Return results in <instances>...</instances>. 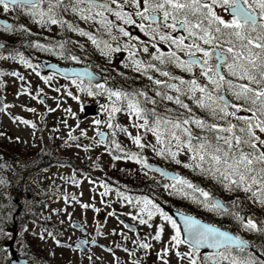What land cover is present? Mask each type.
Returning <instances> with one entry per match:
<instances>
[{"label": "snow or ice", "instance_id": "6c2138e0", "mask_svg": "<svg viewBox=\"0 0 264 264\" xmlns=\"http://www.w3.org/2000/svg\"><path fill=\"white\" fill-rule=\"evenodd\" d=\"M126 6H134L136 11H127ZM0 8L5 13L15 8L27 9L26 14L30 15L35 23L59 24L78 32L96 45L102 55L128 51L130 65L124 66H131L136 72H142L154 86H163L154 89V96L145 90L129 92L107 88L101 84L95 85L100 91H94L92 81L95 77L92 73L85 70L75 74L81 83L84 77L88 78L86 87L76 85L81 92H86L88 96H107V127L114 130L113 135L115 129H119L131 137V133L125 128L112 123L116 113L126 111L130 117L135 118L133 127L151 133L156 143L161 145L157 151L155 145L142 143V136L137 134L131 138L139 148L150 146L157 155H167L177 164H183L185 168L199 170L202 175L216 180L227 191H242L248 194L250 200L264 207V0H0ZM69 11L80 20L92 21L102 26L103 32L113 41L117 39L113 35V29L131 40L138 41L139 37L132 36L121 24L109 19L106 13L123 25L135 26L153 41L150 45L154 49L153 52H149L147 41L141 42L144 45L142 51L149 54L150 61H157L158 64L146 63L137 58V52L134 51L137 45L134 43L126 42L123 49L119 45L114 47L102 36L98 38L97 35L62 19V14ZM221 11H229L231 19L226 20L221 16ZM20 28L27 31L23 25ZM0 29L12 31L14 26L10 23L0 24ZM161 43H166L174 50L163 51L159 47ZM35 47L52 50L41 44H36ZM59 47L64 49L63 44ZM181 53L186 58H183ZM69 59L79 62V57L75 55H69ZM21 62L27 67H32L22 56ZM168 65H175L188 73H193V69L198 67L199 75L206 82L201 83L196 78L184 80L160 67ZM150 70L169 80H178L179 83L155 78L148 74ZM11 75L24 79L18 72ZM193 75L195 76L194 73ZM42 79L48 83L51 77L45 76ZM72 83L76 84V80ZM165 90H170L176 95L168 94ZM68 95L79 100L72 92H68ZM186 100L191 101V104L185 102ZM161 101L172 102L183 111L165 108V113L162 114L158 111ZM192 105L211 119L198 116ZM22 122L31 123L26 120ZM101 122L94 121L96 125ZM81 135L86 133L81 130ZM97 135L101 137L98 143H103L104 134ZM69 138L77 139L72 136L71 131ZM115 147L122 151L119 143H115ZM181 153L187 155L190 162L185 163L178 159ZM145 167L150 166L145 164ZM70 179L72 183H78L74 177ZM170 179L174 182L171 187L177 193L186 197L189 194L187 190L198 193L194 201L208 211L232 216L245 231L264 234V222L240 214L239 198L229 207L209 191L185 178L173 175ZM0 183L4 181L0 180ZM102 195H107V189ZM126 199L129 203L133 202L131 198ZM135 203L139 212L132 218L138 219L139 224L153 227L150 221L158 214L174 230L170 238L171 243L157 253L161 264H169L165 257L181 245H187L190 250L183 253L176 250L175 255L187 264H264V260L251 253L244 256L233 254L234 251L245 253L250 244L239 235H233L183 214L182 229L172 215L166 213L149 197L137 199ZM83 207L87 208L89 205ZM163 232V225H159L152 239L160 241ZM0 234L12 238L11 233H5L2 228ZM43 238L42 236L41 239ZM138 247L150 249L152 245L141 242ZM201 249L218 251L206 255L201 253ZM124 251L129 252V255L134 254L127 248Z\"/></svg>", "mask_w": 264, "mask_h": 264}, {"label": "rangeland", "instance_id": "374dc122", "mask_svg": "<svg viewBox=\"0 0 264 264\" xmlns=\"http://www.w3.org/2000/svg\"><path fill=\"white\" fill-rule=\"evenodd\" d=\"M18 9L21 12L25 10ZM129 11L135 12L136 9L134 6H131ZM14 14L13 9L5 13L0 8V17L9 18L13 21ZM220 15L226 20L231 19L228 11H221ZM112 18L115 20V17L112 16ZM135 19L140 22L138 17ZM117 24H121L128 31L133 26L123 25L120 21H117ZM96 25L97 23L92 21L80 20L77 16L78 28L94 34L93 27L96 28ZM41 29L57 33L59 26L35 23L31 31L35 34ZM72 32L75 38L73 45L77 52L81 51L83 47H88L98 52L102 58L111 61L116 67L135 71L131 66H124L125 64L130 65L128 51L123 53L121 58H117V53H110L107 56L102 55L101 50L92 44L87 37L81 36L78 32ZM131 34L134 37H139V40H131L128 37H123L118 30L113 29V35L117 39L115 41L111 40L110 44L114 46L116 42H121L122 40L128 43H134L137 45L136 49H134L137 55L141 56L146 63L151 62L149 54L142 51L144 45L141 42H148V39L140 34L133 32ZM13 35V30L3 31L0 29L1 38H12ZM148 43L149 52H153L154 49L151 48V43ZM69 55L51 57V60L67 65H70V62L77 63L69 59ZM74 55L79 57L76 54ZM21 56H0L3 57L0 58V126L2 127L0 132V153H4L3 149H7L12 152H20L22 156H27L43 147L51 148L63 159H71L79 166L88 169V171H93V173L90 174V172H87L81 174L79 171L78 175L71 168L63 169L59 166L48 168L45 172L29 177L26 190L29 191L30 195H33V198L32 201L27 202L23 196L20 199L15 188H11L10 186V184L12 187L20 184L22 177L19 171L0 163V180L4 181V183H0V228L5 233H11V237H13L14 222H11L6 215L9 218L12 217L16 206H12V212L9 210L6 212V215L3 211L16 199V201L18 200L17 203L23 202V208L35 204L34 209L37 213L36 223H30L28 221L25 223V226H23V223L21 225L17 223L18 238L21 239L20 243H24L25 247L30 249L28 253L30 255L32 254L31 258L34 261L36 260V256H39L43 260H46L45 257L54 259L57 256H62L64 259L70 258L71 262L75 264H91L92 262L96 264H136V262L138 264H161L157 253L161 252L162 249L171 243L170 238L174 234V230L158 214L150 221L153 225L151 228L147 225L139 224L138 219L134 220L132 216L139 212V207L135 201L145 196L134 195L133 198L129 193L133 194L135 192H133V189H128V193L125 190L127 187H121L123 190L120 192L112 184L113 182L108 180L110 174H107L106 170L110 169L115 175L116 173H120L119 176L124 173L122 176L126 178H129L128 176L131 173H138V179L148 178L151 180L150 182L158 181L160 183L159 189L152 196L147 197L160 205V202L166 203V201H169L177 195H181V193H177L171 187L174 183L172 180H166L158 172L149 167H145L144 165L148 160L145 156H141L140 152H149L150 155L157 156L153 157L157 160L166 157L170 162L182 167L183 164H177L167 155H157L156 151H153L150 146L141 149L134 144L131 137L140 134L142 136V143L155 145L157 151L161 147V145L156 143L151 133H145L143 130L132 126L136 122L135 118L130 117L126 111L116 113L112 123L119 124L128 133H131L130 137L125 132L115 129V136L118 138V141L123 144L130 143L134 150L133 153L127 154L126 159H114L109 153V147L104 142L98 143L99 140L96 137L97 133L101 130L108 132L114 131L107 127L109 120L108 114L105 111L107 105H100L99 107V112L105 114L103 120H100L98 116H84L82 106L86 103L94 102V100H91L94 96H88L86 92H81L76 86L80 84L81 87H86L87 85L85 83L76 81V84H73V80L62 78L57 74L48 72L42 68L40 63L33 60L30 62L32 67H28L25 71L24 63L21 62ZM114 59L120 61L115 62ZM164 70H167V68ZM199 71V68L193 69V73L195 74L194 78L198 79L201 83L206 82L199 75ZM13 72H18L24 79L21 80L19 76L11 75ZM151 73L153 74L154 72ZM45 76L51 77L48 83H45L44 79H42ZM172 83L177 82L173 81ZM68 92H72L78 96L79 100L73 99L68 95ZM171 95H176V93L171 91ZM42 97H44V100H42ZM28 109H35V111H29ZM68 109H71V111H67ZM81 114L82 116H80ZM24 120L30 121L31 123L25 124L22 122ZM95 120L102 122L96 125L94 123ZM32 125H35V127H32ZM81 130L86 135H81ZM70 131L72 136L77 137V139L72 140L69 138ZM8 133L19 142L18 150L5 144L7 142L6 138L9 137L7 135ZM5 134L6 138L5 136H1ZM80 137L84 138L81 139ZM68 141L70 142L69 144ZM27 149H29L28 153L25 152ZM131 156L137 158H130ZM177 158L185 163L190 162L188 156L183 153ZM151 162L157 163L153 159H151ZM124 166H127V168H124ZM72 177L78 183H72L70 179ZM104 177H108V179L106 178L108 181H105ZM181 177L187 179L184 174ZM162 179L165 181L162 182ZM165 185L169 187L166 188ZM106 189L107 195H102ZM187 191L189 193L190 190ZM126 198H131L133 202L129 203ZM83 205H89V207L85 208ZM165 212L168 213L167 211ZM119 214L136 224L140 232V237L136 236L133 231H130L120 222L117 217ZM74 221L80 222L88 231L87 234H84L81 229L77 228L74 225ZM159 225H163L164 232L162 233L161 240L156 241L152 237L158 230ZM8 227L10 228L9 231ZM48 233L52 235L50 236ZM85 235L86 237H90L91 240L97 239L105 245H97L91 251L83 252L78 248L68 247L62 242L63 238L75 241L80 237L85 238ZM243 235L246 237L249 236L244 230ZM42 236L44 237L43 239H41ZM6 240L10 239L6 235L0 234V264H7L9 261V253L4 245ZM141 242L150 243L152 247L150 249H141L138 247ZM125 248L134 252V254L129 255V252L124 251ZM176 250L183 253L188 252L190 249L187 245H181L178 249L170 252L165 259L168 260L169 264H187L186 261L182 262L175 255ZM201 253L206 255L211 254L202 251Z\"/></svg>", "mask_w": 264, "mask_h": 264}, {"label": "trees", "instance_id": "16d2710c", "mask_svg": "<svg viewBox=\"0 0 264 264\" xmlns=\"http://www.w3.org/2000/svg\"><path fill=\"white\" fill-rule=\"evenodd\" d=\"M42 7H46V5H42ZM15 14L13 15V26H14V35L12 38H1L0 40H3L6 43V46L0 50V56H16V55H22L29 63L33 61H38V58H44V59H52L51 57H57L59 55H78L80 57V60L86 64L94 68L96 71L102 69L105 67V72L107 69L111 74L109 76L111 77L114 82H117L120 84V88L124 89L126 86V89H129V92L134 90H145L148 92L149 95H155L154 89H160L163 86H154L148 79H146L143 76L133 74L131 76H123L118 74V69L108 64V61L103 60L99 53L92 49H82L81 51L77 52L74 48V35L73 32L66 27H62L61 25L57 24L59 26V30L57 33H52V31H46V30H39L37 33L33 34L31 29H33L35 22L33 18L26 14L27 9L23 10L22 12L20 9L15 8L13 9ZM66 17V19H64ZM62 19L71 22L76 27L77 24L75 23L77 19V15L71 13L70 11L67 13L62 14ZM23 25L27 31H24L20 28V26ZM94 28L95 35H97L98 38L102 36V38H108L110 37L103 32L102 26L99 24L96 25V28ZM69 35V36H68ZM36 44H41L45 48H51V51H46L41 48L35 47ZM63 44L64 49H61L59 46ZM84 48V47H83ZM33 54V56H32ZM158 64V63H157ZM25 66V71L27 70V66ZM163 69L164 67L161 66ZM176 71L174 68H170ZM106 75V74H105ZM181 78L184 80H190L193 78L192 73H188L183 71L181 73ZM1 80V79H0ZM123 80V81H122ZM161 80H168L163 79L161 76ZM179 83V81H178ZM168 91V94L171 93L170 90ZM157 100H159V97H157ZM185 102H188L191 104V101L186 100ZM151 107V105H149ZM195 113L198 116H202L205 119H211L208 117L203 111L195 108L194 105H192ZM165 108L175 109L177 111H183L182 109H179L177 105H175L172 102L168 101H161L158 105V111L162 114L165 113ZM169 115H172V113H169ZM2 127L0 126V132ZM199 131V130H196ZM3 133V132H2ZM9 137L6 138L5 135H1L2 137L5 136L6 138V145L17 149L20 145L17 139L12 138L10 136V133L7 134ZM83 139L84 137H80ZM119 143L121 145V150L116 149L115 143ZM19 144V145H18ZM38 144V143H37ZM109 145V153L110 155L114 157H120L123 159L127 158L128 153H133V148L130 145L123 144L120 141H118V138L115 137L112 133L110 134V139L107 142ZM5 145V146H6ZM5 159L1 164H6L7 167H10L13 170H17L20 173V176L22 177L20 184H16L15 188L18 195L23 196L27 202L32 201L33 195H30L29 197V191L26 190L27 188V182L30 176V173L35 170H43V168H47V166H51L52 163H59L60 162V156L55 153L51 148L43 147L42 150L36 151L32 153L31 155L22 156L20 152H12L7 149H3ZM32 152V151H31ZM30 152V153H31ZM141 156H145L148 161H151L153 159L159 164H162L166 168L173 169L175 171L180 172L181 174H184L185 177L192 182V184L204 188L205 190L212 193L214 197H221L227 206H231L232 202L237 200L239 198L240 201V207H241V215L247 216V217H254L259 222H264V207H261L258 203L253 202L248 198V194L238 191V192H229L226 189H224L219 183H217L216 180L207 177L205 175H202L199 170H194L193 168H185L179 165H176L169 161L166 157H164L161 160H157L153 157H157L154 155H150V153H143V151L140 152ZM116 159V158H114ZM121 162V161H120ZM144 165V164H143ZM70 166L75 168L76 174H78L79 168H83V166L77 165L73 160L70 159ZM145 166V165H144ZM124 168H127V166H124ZM87 170V169H86ZM125 171V170H123ZM107 174L109 173V179L111 180L113 185L117 187L120 192L123 190L121 187H127L125 189L126 191L128 189H133V192L135 193H129L131 197L134 198V195H141V196H152L156 190L159 189L160 183L158 181L150 182L151 180L146 179H138L137 174L138 173H131L129 178L123 177L122 173L120 176V173H116V175L110 170H106ZM127 172V171H126ZM132 176V177H131ZM114 177V178H112ZM36 178V177H35ZM106 179V181H108ZM165 180L162 179V182ZM10 182V181H9ZM30 182V181H29ZM12 183V182H11ZM14 183V182H13ZM12 183V184H13ZM15 184V183H14ZM125 185V186H124ZM198 193H192L191 190L189 191L188 196H184L183 194L177 195L170 199L169 201H166V204L186 211L190 212L196 216L201 217L204 220L219 224L231 231H234L238 234L243 235V228L239 225V223L229 215H221L216 212H210L206 208H204L202 205L196 203L194 201V197H198ZM13 201V200H12ZM12 206H16V210L21 207V212L18 214H15V211L13 215H15V219L12 217H8L6 215V212L11 210L12 212ZM35 204H32L30 207H24L23 208V202H20L19 205L15 204L14 202L9 204L8 207L3 211V213L6 215V217L12 222L18 223L21 225L23 223V226H25L26 222H34L36 223V210ZM245 231V230H244ZM249 235L246 237L248 241L260 252L262 255H264V234H260L258 232H248ZM248 253L254 254L250 251H246L245 253H238L235 252L233 254H236L238 256H244ZM255 255V254H254ZM262 260V259H261Z\"/></svg>", "mask_w": 264, "mask_h": 264}, {"label": "water", "instance_id": "95a60500", "mask_svg": "<svg viewBox=\"0 0 264 264\" xmlns=\"http://www.w3.org/2000/svg\"><path fill=\"white\" fill-rule=\"evenodd\" d=\"M5 23L12 24L9 19L0 17V24H5ZM5 46H6V43L0 41V50H2ZM41 63L43 65V67L47 71H51V72L57 73V74H59V75H61L63 77H66V78L76 77L75 76L76 73H81V72H84L85 70H87L88 72L92 73L94 75V77H95V79L92 81L93 83H99L100 81H102L104 79V77L102 75L98 74L92 68H90L88 66H75V65L67 66V65H62V64H60L58 62H55V61H46V60H42ZM83 79H87L88 80L87 77H84ZM110 85H111V87H114V84H110ZM42 99H44V97H42ZM104 101H105L104 99H101L100 103H104ZM97 107H98V104L86 105L85 106L84 116L96 115L97 114ZM101 118H102V116H101ZM100 133L104 134L103 141H107L108 133L106 131H102ZM97 137H98L99 140H101V137L99 135H97ZM3 160H4V155L0 153V162H2ZM148 165L152 169H154L155 171L159 172L165 179H170V177L173 176V175H178V176L181 177L180 173H178V172H176V171H174L172 169H167V168H164L161 165H158V164H155V163H151V162H149ZM216 198L219 199L222 203H224L222 198H220V197H216ZM17 201L15 199V202H17ZM162 207L170 215H172L173 218H175L177 220V222L180 224L182 229H183V221L181 219V214L192 216V217L200 220L201 223L208 224V225H214L216 227L221 228V230L228 231V232H230L233 235H237L236 233H234V232H232V231H230V230H228V229H226V228H224L222 226L216 225V224H214L212 222H208V221H206V220H204V219H202V218H200V217H198V216H196L194 214L187 213V212H184L182 210H178L176 208H173L172 206H169V205H166V204H163V203H162ZM118 218L120 219V221L124 225H128L129 226V227H127L128 229L135 231V233L138 236L140 235L138 227L136 226L135 223H132V222L128 221L122 215H118ZM75 225L78 226L79 228H84L83 225L80 222H78V221H75ZM184 235H185V238H186V234H184ZM13 242H14V239L11 240V242H10V250H11V261H10V264H33L28 259H26V258L21 256L20 252L14 247ZM96 244H98V241L97 240H93L88 245L87 239H85L83 237L77 239L74 242V245L79 247L83 252L89 251L90 248H91L90 246H94ZM246 250L255 251V249L251 246V244H249V246L247 247ZM201 251H203V252H216L218 250H216V249H201ZM258 255L261 258H264V256H262L261 254H258Z\"/></svg>", "mask_w": 264, "mask_h": 264}, {"label": "flooded vegetation", "instance_id": "af4514ba", "mask_svg": "<svg viewBox=\"0 0 264 264\" xmlns=\"http://www.w3.org/2000/svg\"><path fill=\"white\" fill-rule=\"evenodd\" d=\"M126 9L129 11L130 10V7H127L126 6ZM143 36L144 37H146L147 39H149L148 38V36H145L144 34H143ZM125 43H126V41H121V45H122V49H123V47H124V45H125ZM128 43V42H127ZM159 46L165 51V52H168V51H171V50H174V49H170L169 48V46L166 44V43H161V44H159ZM127 51L126 50H122V56H123V53H126ZM183 58H185L184 56H183V54L181 53L180 54ZM120 56V55H119ZM121 57V56H120ZM72 64H77V65H80V66H85L86 64H84V63H72V62H70V65H72ZM112 66V65H111ZM172 66V65H171ZM173 68L177 71V69H181V68H179V67H176L175 65L173 66ZM197 68V67H196ZM98 72H100L103 76H105L106 77V79L109 81V82H111L112 80L110 79L111 77L109 76V74H111V72H109V70L107 69V71L105 72V67H103L102 69H100ZM118 72V71H117ZM174 76H178V77H180L181 78V75H179V74H176V73H174V72H171ZM106 74V75H105ZM118 74L121 76V73H119L118 72ZM112 82H114V81H112ZM87 83H88V81H87ZM93 84V83H92ZM99 84H101V85H104L105 87H107V88H110V86L109 85H107L104 81L103 82H100ZM120 87V86H119ZM93 89L95 90V84H93ZM96 91H100L99 89H96ZM102 95V94H101ZM70 143V142H69ZM43 148H41L40 150H42ZM40 150H36V151H40ZM26 153H28L29 152V149H27L26 151H25ZM55 166H59V167H61V168H63V169H70V159H68V158H66V159H63L62 158V161L60 162V163H53V164H51V166H50V168L51 167H55ZM40 173H42V171H41V169L40 170H35V171H33V172H31L30 173V176H34V175H38V174H40ZM58 175V174H57ZM29 176V177H30ZM69 177H70V175H68ZM17 226H18V224L17 223H15L14 225H13V237L10 239V240H6L5 242H4V245H5V247H6V250H7V252L9 253V257H8V259H9V261L7 262V264H10V261H11V254H10V252H11V250H10V242H11V240H13L14 239V242H13V245H14V247L20 252V254H21V256L22 257H24V258H26V259H28L30 262H32L33 264H75V263H73V262H71V260H70V258H67V259H64L62 256H60V257H58L57 256V258H54V259H50V258H48V257H45V259L46 260H43V259H41V258H39V256H36V260L34 261L32 258H31V256H32V254L30 255L28 252H29V248L28 247H25V244L24 243H20V240L21 239H19L18 238V234H19V232L17 231ZM9 227H8V231H9ZM88 232V231H87ZM89 241H91V238L90 237H86ZM62 242L64 243V245H66V246H68V247H72L73 246V241H70L69 239H67V238H63V240H62ZM58 258H60V259H58ZM59 261V262H58ZM91 264H96V263H94V262H92ZM119 264V263H118Z\"/></svg>", "mask_w": 264, "mask_h": 264}]
</instances>
